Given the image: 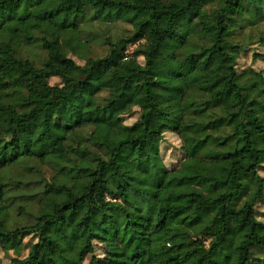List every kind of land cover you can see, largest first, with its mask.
<instances>
[{"label":"trees","instance_id":"16d2710c","mask_svg":"<svg viewBox=\"0 0 264 264\" xmlns=\"http://www.w3.org/2000/svg\"><path fill=\"white\" fill-rule=\"evenodd\" d=\"M44 1L0 0V264H264V0ZM172 37L175 67L157 55ZM216 58L222 75L190 79ZM47 111L63 135L25 142ZM151 145L155 218L118 178Z\"/></svg>","mask_w":264,"mask_h":264},{"label":"rangeland","instance_id":"374dc122","mask_svg":"<svg viewBox=\"0 0 264 264\" xmlns=\"http://www.w3.org/2000/svg\"><path fill=\"white\" fill-rule=\"evenodd\" d=\"M63 0H45L41 6L36 8L35 13L43 14L45 11L57 7ZM177 32H181L187 27V19L185 16L178 17L175 21ZM11 28H16L18 25L13 23ZM12 34L9 31L0 32V45L12 42ZM178 46V40L172 37L166 40L158 52V57L166 62L169 67H175L173 61V55L176 47ZM129 52L134 49L133 46L128 47ZM251 52L248 53L247 59L250 60ZM220 58H216L212 67L205 71H195L190 74V79L193 81H200L206 83L218 77L224 73L222 67L224 64ZM54 81H57L56 79ZM170 105L161 106L156 112V116L151 119L150 124L154 127L160 126V122L168 123V119H173L176 114L172 113ZM51 112L47 111L42 118L35 122L34 127L21 134L25 142L33 143L43 133H50L53 136H62L63 133L55 129L50 121L49 116ZM144 127H139L134 130L137 135L144 134ZM157 146H150L146 151H141L139 148L126 149L125 153L121 156L119 161L118 178L125 185L128 193V199L143 208L145 214H150L152 218H155L157 213L158 204L155 202L153 195L155 187L159 184L160 179L163 176L162 163L156 154ZM86 181H80L75 192L81 193ZM65 196L63 194L48 196L41 202V210L43 213L51 214L52 209L56 203L63 201ZM99 220V217L97 218ZM162 235L154 242L157 246L161 244ZM192 240L183 233H178L176 236L169 239V244L175 246L181 251L186 250V246L190 244ZM9 256L23 258L28 254V250L21 246H16L7 249Z\"/></svg>","mask_w":264,"mask_h":264}]
</instances>
